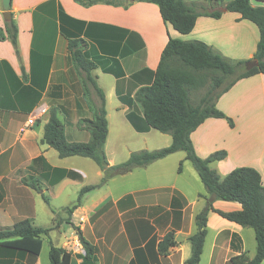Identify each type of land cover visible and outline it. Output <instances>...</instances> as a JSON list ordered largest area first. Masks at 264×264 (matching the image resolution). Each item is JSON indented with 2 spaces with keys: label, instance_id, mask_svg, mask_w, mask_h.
Returning a JSON list of instances; mask_svg holds the SVG:
<instances>
[{
  "label": "crops",
  "instance_id": "obj_1",
  "mask_svg": "<svg viewBox=\"0 0 264 264\" xmlns=\"http://www.w3.org/2000/svg\"><path fill=\"white\" fill-rule=\"evenodd\" d=\"M186 1L222 10L221 15H199L191 31L181 34L164 22L152 2L10 1L17 52L8 37L0 40V61L8 65L0 67V227L29 219L35 227L52 229L41 235L36 256L1 245L0 264H49L41 253L51 245L70 252L69 264H82L84 250L74 227L95 247L92 264H185L191 251L189 237L196 230L194 218L208 194L184 151L110 177L85 192L68 215L65 208L76 203L80 188L97 184L102 171L88 157L60 158L41 138L49 110L55 108L68 140L89 139L81 120L93 117L99 100L90 84L85 91V75L74 67L67 49L68 39L81 38L84 52L96 63L90 74L105 96L108 132L103 149L108 163H120L133 151L168 145L171 137L164 144H154L158 140L153 128L135 130L126 114L134 110L140 115V107L119 96L133 97L140 86L152 81L169 37L202 41L230 61L251 58L259 39L257 26L238 12L207 0ZM250 2L264 5L259 0ZM2 11L0 0V33L6 36ZM42 106L47 109L28 124L30 114ZM215 107L232 119L233 126L225 118L204 119L190 134L197 155L204 158L224 150L223 159L209 163L220 176L235 167L250 166L264 184V73L237 80L219 96ZM141 143L144 146H134ZM31 182L41 187L54 212ZM212 206L221 211L241 208L236 201L219 199ZM206 229L197 264H231L232 256H254L251 227L209 211ZM168 231L173 232L175 244L160 254L157 243Z\"/></svg>",
  "mask_w": 264,
  "mask_h": 264
},
{
  "label": "trees",
  "instance_id": "obj_2",
  "mask_svg": "<svg viewBox=\"0 0 264 264\" xmlns=\"http://www.w3.org/2000/svg\"><path fill=\"white\" fill-rule=\"evenodd\" d=\"M82 5L106 3L122 4L124 0H77ZM155 3L164 22H168L181 34L191 31L199 15L218 18L222 10H208L197 1L186 0H138ZM222 6L224 10L238 12L240 16L253 22L259 31V39L253 56L248 59L230 61L215 52L206 43L194 40L184 41L178 38L167 40L161 51L152 81L140 86L133 97L119 96L120 100L136 103L141 114L128 111L126 116L135 130L142 131L153 128L171 136V142L163 147L147 150L141 149L130 153L128 158L120 163L110 165L104 152V143L107 137V118L105 96L97 86L90 72L96 63L88 58L84 52L85 41L81 38L68 39L67 49L74 67L83 72L85 78L83 86L87 91L90 84L98 97L99 103L91 119H82L83 127L89 131L87 141H70L64 133L63 122L57 115L55 108L49 110L48 120L43 128L41 142L57 151L60 158L79 155L91 158L101 169L102 177L97 184L84 185L80 188L76 203L65 210L68 215L78 205L82 195L99 187L116 175L124 174L134 167L145 166L154 160L170 153L182 150L196 170L207 192L203 208L195 215V232L189 237L190 256L185 264H197L203 248L207 232V214L214 211L221 217L235 222L243 227H251L254 231L256 250L252 258L243 254L230 257L231 264H260L264 260V184L259 172L250 166L233 168L224 176L209 166L215 160L223 159L224 150H217L207 157L197 155L192 144L191 132L208 117L225 118L230 126L233 121L225 113L215 107L219 96L226 92L239 79L257 73H264V5L253 6L250 0H207ZM264 2V0H259ZM6 36L0 33V40L8 37L15 52H17V28L12 19L5 23ZM7 66L5 60L0 61V67ZM47 69H43V80ZM121 71L118 73L120 74ZM208 80V87L197 103H193L190 92L203 87ZM181 170V162L178 165ZM30 186L41 193L44 202L49 206L48 197L35 182ZM236 201L241 208L233 211H221L213 208V200ZM50 207V206H49ZM51 211L54 210L50 207ZM66 222L70 223L69 217ZM52 229L33 226L31 220L22 219L11 227H0V246L28 252L32 256L39 254L42 240ZM78 240L84 250L82 264H92L95 247L87 241L80 230L74 227ZM175 244L172 231L166 232L157 243L160 254H166ZM49 264H69L71 254L63 247L51 245L48 251Z\"/></svg>",
  "mask_w": 264,
  "mask_h": 264
},
{
  "label": "rangeland",
  "instance_id": "obj_3",
  "mask_svg": "<svg viewBox=\"0 0 264 264\" xmlns=\"http://www.w3.org/2000/svg\"><path fill=\"white\" fill-rule=\"evenodd\" d=\"M206 8L209 9V7H206ZM208 85L209 84H208V80H207V83L203 87H201L199 89H195V90H193V91L190 92V97H191V100H192V102L194 104L197 103L198 100H199V98L205 93ZM131 132L134 133L132 129H131ZM153 133L157 136L156 137V140H158V141H157V143H154V144H157V145L164 144L163 143L164 142V139L165 138L170 139V137H171L170 134H168V133H162V132H159L158 130H153ZM126 135H128V133ZM131 142H133V140H131ZM131 146H133V145H131ZM134 146L139 147V146H144V144L141 143V144L134 145ZM161 147H163V146H161ZM191 166H192V164H191ZM182 168H183V164H182ZM193 169H194V167H193ZM47 247H48V243L45 242L44 249H46ZM41 258L43 259V261L45 259L48 260V250H43L42 251Z\"/></svg>",
  "mask_w": 264,
  "mask_h": 264
},
{
  "label": "water",
  "instance_id": "obj_4",
  "mask_svg": "<svg viewBox=\"0 0 264 264\" xmlns=\"http://www.w3.org/2000/svg\"><path fill=\"white\" fill-rule=\"evenodd\" d=\"M11 0H1L2 6V17L5 21H9L11 19V13L9 10Z\"/></svg>",
  "mask_w": 264,
  "mask_h": 264
},
{
  "label": "built area",
  "instance_id": "obj_5",
  "mask_svg": "<svg viewBox=\"0 0 264 264\" xmlns=\"http://www.w3.org/2000/svg\"><path fill=\"white\" fill-rule=\"evenodd\" d=\"M47 108L45 106H42L40 108H38L37 110H35L34 112H32L30 114V116L27 119V123L31 124L35 121V119H37Z\"/></svg>",
  "mask_w": 264,
  "mask_h": 264
}]
</instances>
